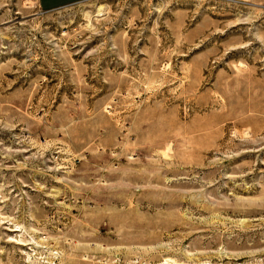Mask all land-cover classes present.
I'll return each mask as SVG.
<instances>
[{"label":"rangeland","instance_id":"1","mask_svg":"<svg viewBox=\"0 0 264 264\" xmlns=\"http://www.w3.org/2000/svg\"><path fill=\"white\" fill-rule=\"evenodd\" d=\"M0 264H264V0H0Z\"/></svg>","mask_w":264,"mask_h":264},{"label":"bare ground","instance_id":"2","mask_svg":"<svg viewBox=\"0 0 264 264\" xmlns=\"http://www.w3.org/2000/svg\"><path fill=\"white\" fill-rule=\"evenodd\" d=\"M30 6H32V5L30 4Z\"/></svg>","mask_w":264,"mask_h":264},{"label":"crops","instance_id":"3","mask_svg":"<svg viewBox=\"0 0 264 264\" xmlns=\"http://www.w3.org/2000/svg\"><path fill=\"white\" fill-rule=\"evenodd\" d=\"M39 3V2H38Z\"/></svg>","mask_w":264,"mask_h":264}]
</instances>
